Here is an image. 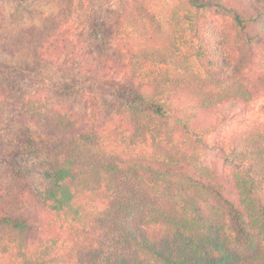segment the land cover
<instances>
[{"label":"trees","instance_id":"trees-1","mask_svg":"<svg viewBox=\"0 0 264 264\" xmlns=\"http://www.w3.org/2000/svg\"><path fill=\"white\" fill-rule=\"evenodd\" d=\"M90 11L28 46L60 75L116 83L96 124L41 87L58 80L0 61V166L13 171L0 176V264H264V121L219 146L230 180L198 162L205 122L264 96V0H125L96 75ZM2 28L14 56L26 37ZM32 172L50 184L38 200Z\"/></svg>","mask_w":264,"mask_h":264},{"label":"rangeland","instance_id":"rangeland-1","mask_svg":"<svg viewBox=\"0 0 264 264\" xmlns=\"http://www.w3.org/2000/svg\"><path fill=\"white\" fill-rule=\"evenodd\" d=\"M86 1L88 0H26L27 3H23L21 0H0V8L5 14L4 19L0 21L3 27L2 33L9 35L10 39L15 41H18L20 35L26 37L23 38L26 43L21 46L16 55L12 56L0 50V61L8 65L27 63L31 65L34 73L40 74V77L58 80L61 83L60 86L54 87L49 84V87H41L50 90L49 92L53 94L55 100L65 108L85 115L91 124H96L102 114L104 115V110L110 105H114L113 95L110 91L116 86V83L113 80L106 81L104 79V82H107L105 83L107 89L102 91L90 87L93 77L89 73L71 72L68 75H60L49 65L38 64L34 59L35 55L28 46L30 41H39L41 37L50 33L62 21L76 19V23L85 22L90 9V12L93 13L92 16L95 15V21L103 25L102 34H93L91 30H88L86 34L88 48L94 59L93 73L95 72L96 75V71L99 72L103 69L114 52L112 26L117 15L123 10L125 0H102V2L92 0L95 2H92L89 8L84 6ZM259 53L263 54H259L254 70L258 73H264V52L259 51ZM127 60L126 62H128ZM195 68L200 69L199 63L196 62ZM106 78H110V76ZM1 117L2 113H0ZM261 121H264V96L255 98L244 114H239L225 123L218 124L215 118L209 119L205 122L210 131L205 136L207 146L198 150L199 165L216 172L224 183L230 180L220 147L228 144L235 134ZM2 135L3 131L0 129V136ZM30 160L25 157L23 165L30 167L31 163L35 162L34 159L31 162ZM9 169L0 166V176L3 177L7 173L11 174L13 171L11 172ZM27 179L37 200L46 187L50 185L41 173L32 172Z\"/></svg>","mask_w":264,"mask_h":264}]
</instances>
